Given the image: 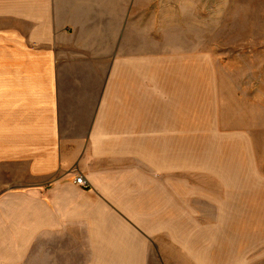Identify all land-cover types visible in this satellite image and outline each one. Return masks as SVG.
Instances as JSON below:
<instances>
[{
  "label": "crops",
  "instance_id": "crops-1",
  "mask_svg": "<svg viewBox=\"0 0 264 264\" xmlns=\"http://www.w3.org/2000/svg\"><path fill=\"white\" fill-rule=\"evenodd\" d=\"M115 8L111 27L102 0H0V251L20 264H147L176 215L164 180L150 186L148 74L118 54Z\"/></svg>",
  "mask_w": 264,
  "mask_h": 264
},
{
  "label": "rangeland",
  "instance_id": "rangeland-1",
  "mask_svg": "<svg viewBox=\"0 0 264 264\" xmlns=\"http://www.w3.org/2000/svg\"><path fill=\"white\" fill-rule=\"evenodd\" d=\"M102 8L111 27L115 8L118 54L148 74L150 186L164 180L177 199L157 241L163 250L147 251V262L143 252L142 262L264 264V0ZM17 252L0 251V264H20ZM27 253L21 264H47L46 251ZM47 253L50 264H90L114 251Z\"/></svg>",
  "mask_w": 264,
  "mask_h": 264
},
{
  "label": "built area",
  "instance_id": "built-area-1",
  "mask_svg": "<svg viewBox=\"0 0 264 264\" xmlns=\"http://www.w3.org/2000/svg\"><path fill=\"white\" fill-rule=\"evenodd\" d=\"M74 183L79 185V186H82V187L88 186L87 181L85 180V178L82 175H76L75 179H74Z\"/></svg>",
  "mask_w": 264,
  "mask_h": 264
}]
</instances>
